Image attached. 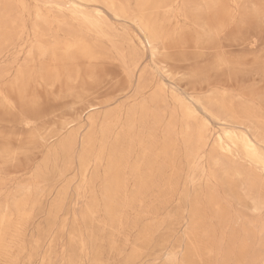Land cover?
Here are the masks:
<instances>
[{"label": "snow or ice", "instance_id": "1", "mask_svg": "<svg viewBox=\"0 0 264 264\" xmlns=\"http://www.w3.org/2000/svg\"><path fill=\"white\" fill-rule=\"evenodd\" d=\"M33 7L36 8V16L32 29L29 31L25 28L18 33L14 31L18 21L10 10L20 9L25 16H30ZM106 7L115 8V5ZM136 7L143 10L145 20L134 21L142 33L136 38L139 43L134 47L139 54L140 45L147 41L143 51L151 49L149 64L152 66V83L146 86V73L139 71L141 67L147 69L149 65L129 60L126 55L118 61L121 73L118 78L108 75L111 69L106 64H89L84 77L85 85L89 81L101 89L107 85V90L98 92L100 99L92 102L100 110L112 105L120 107L119 102L124 97L135 100L146 111H155L161 105L170 106L174 102L179 104L180 107L175 109L176 116L180 117L183 112L184 119L196 117L201 144L205 150L213 149L216 169L228 175L231 153L223 149L222 155L217 154L212 141L217 140L223 148L226 134L223 129L230 127L229 119L235 113L229 114L209 102L221 96L237 95L236 91L229 92L226 82L233 78L238 81L240 75L255 67L252 60L240 52V47L245 52L249 48L252 52L259 50L262 76L259 134L264 138V0L259 7L218 2L147 3ZM2 8L0 33L6 44L14 43L17 37L22 42L24 31H28V39L32 42L28 49L29 56L38 52L41 59L51 56L58 61L62 58L57 46L46 45L39 35L40 22L44 19L39 5L4 4ZM179 22H182V26ZM173 24H177L175 29ZM63 56L73 63H79V57L70 49H66ZM177 61L190 66V70L181 78L195 84L200 90V95L194 96L186 106V94L174 86L169 91V84L164 82L167 78V81L175 83L172 70ZM138 73L139 82L136 81ZM23 75L21 68L6 71L0 78V192L7 198L13 220L19 219L15 231L10 234L12 245L8 244L9 234L5 235V258L0 260V264H26L16 257L15 245L24 241L22 247L27 254L26 225L35 219L44 218L47 223L41 229V237L33 238L34 252L43 251L41 246L47 243L45 235L59 232L62 224L65 233L72 227L70 212L69 219H64L66 204L63 192L58 191L68 176L69 150L50 141L41 129L38 117L43 102L30 87L21 85ZM76 79L79 80V77ZM76 91L87 106L90 93L81 90L79 83ZM250 91V88L242 89L243 94L239 98L249 101L251 98L247 93ZM193 105L200 111H196ZM100 128L101 135L86 140L82 148L77 146L73 150L74 154L79 153L81 168L86 169L83 182L77 181L81 199L76 209V223L79 224L81 214L85 220L91 217L93 220L109 218L118 221L119 228L115 230L118 242L113 243L107 260L78 259L73 256L55 261L45 259L43 264H264V232H261L262 258L259 262L242 258L244 249L241 245L230 242L226 237L221 238L219 233L216 244L207 249L208 259H190L185 245L190 244L192 249L199 251L196 239L206 209L200 203L193 202L186 191L187 183L175 175L163 182L155 178L148 167V156L153 147L143 137L131 134L135 125L120 129L121 133L129 132L123 137L110 132L103 125ZM244 131L251 137L257 129L253 123H247ZM111 134L123 139V147L111 144L108 138ZM149 139L154 140V135ZM259 159L264 174V154ZM254 160V155L250 154L246 163H253ZM93 164L99 179L89 183L87 177L93 171ZM246 210L259 212L264 218V195L259 201L253 199ZM178 239L179 248L176 247ZM156 253L159 259L153 255ZM31 264H41V261L34 259Z\"/></svg>", "mask_w": 264, "mask_h": 264}, {"label": "rangeland", "instance_id": "2", "mask_svg": "<svg viewBox=\"0 0 264 264\" xmlns=\"http://www.w3.org/2000/svg\"><path fill=\"white\" fill-rule=\"evenodd\" d=\"M210 2L228 5L254 4L259 7L262 0H0V17L4 4L25 3L40 6L39 11L44 19L40 22L39 35L46 45L57 46L62 58L58 61L51 56L41 59L38 52L29 56L28 49L31 48L32 42L28 39V31H24L22 42L17 37L12 44H6L0 33V78L6 71L23 68L21 85L30 87L43 102L38 117L41 129L50 141L61 147L66 146L69 150V165L66 169L68 176L58 191L63 192L66 204L64 219H69L70 212L72 227L65 233L62 224L59 232L45 235L47 243L41 246L43 251L34 252L33 238L41 237V229L47 223L44 218L35 219L26 225L25 241L28 252L25 254L22 247L24 241L16 244L17 258L24 260L26 264H31L34 259H39L43 264L45 259L55 261L73 256L92 260L109 258L113 243L118 242V233L115 230L119 228V222L109 218L93 220L89 217L85 220L81 214L79 224L76 223V209L81 199L77 181L83 182L86 169L81 168L79 153L74 154L73 150L77 146L82 148L86 140L101 135V125L122 137L129 135V132L121 133L120 129L135 125L131 134L143 137L145 142L153 147L148 156V167L155 178L163 182L175 175L187 183L186 191L193 202L200 203L206 209L196 239L199 251L192 249L190 244L185 245L188 257L192 260L208 259L207 249L216 244L219 233L221 238L226 237L230 242L241 245L244 249L242 258L259 262L262 258L260 233L264 232V218L259 212L246 210L253 199L259 201L264 195V174L259 159L264 154V138L259 134L262 83L259 50L252 52L249 48V51L245 52L240 47V52L250 58L255 67L240 75L238 81L233 78L226 82L229 92L236 91L237 95L221 96L218 100L209 102L229 114L235 113L229 119L230 127L223 129L225 133H231L223 137V148L221 149L217 140L212 141V144L216 145L217 154L222 155L223 149L231 153L228 175L216 169V155L213 149L205 150V146L201 144L196 117L184 119L183 112L180 117L176 116L175 109L180 107L179 104L174 102L170 106L161 105L155 111H146L135 100L124 97L119 102L120 107L112 105L111 108L100 110L92 101L100 99L98 92L107 90V85L105 84L103 89L99 85H92L90 81L85 85L84 77L89 64H106L111 69L108 75L118 78L121 75L118 61L125 55L129 60L149 65L147 69L141 67L139 71L146 73L145 85H151V49L143 51L146 40L140 45L139 54L134 47V44L139 43L136 38L142 35L134 21L145 20L143 10L136 5ZM107 5H115V8L106 7ZM10 11L18 21L14 31L18 33L25 28L29 31L32 29L36 16L35 7L30 9V16H25L20 9ZM179 23L182 26V22ZM172 27L175 29L177 24ZM66 49H70L79 57V63H73L71 59L63 56ZM189 70V65L177 61L172 70L173 76L176 77L175 83L167 81V78L164 81L169 84V91L174 86L186 94L185 106L192 102L194 96L200 95V90L195 84L181 78ZM139 79L138 73L136 81L139 82ZM124 80L127 81V78L124 77ZM77 83L81 90L90 93L87 106L76 91ZM244 88L252 89L247 93L251 98L249 101L239 98ZM193 107L195 108V105ZM195 110L200 111L199 108ZM121 121L123 123H120ZM247 123H253L257 129L251 137L244 131ZM117 134H111L108 138L112 145L119 144L123 147V139H118ZM153 135L155 139L150 140L149 137ZM250 154L254 155L255 160L253 163H246ZM87 179L89 183L99 179L94 164ZM181 187L183 189V183ZM244 192L247 195H242ZM18 223L19 219L13 220L9 211L7 198L0 192V260L5 258V235L9 234L8 244L12 245L10 234L15 231ZM114 236L117 237L116 240ZM179 239L176 241L177 248L180 247ZM153 255L156 259L160 258L158 253Z\"/></svg>", "mask_w": 264, "mask_h": 264}, {"label": "bare ground", "instance_id": "3", "mask_svg": "<svg viewBox=\"0 0 264 264\" xmlns=\"http://www.w3.org/2000/svg\"><path fill=\"white\" fill-rule=\"evenodd\" d=\"M227 133H229V132H226V134H225V135H226V136H229V135H227ZM231 146H232V145H231ZM232 147H233V146H232ZM198 160H199V158H198ZM260 234H261V233H260Z\"/></svg>", "mask_w": 264, "mask_h": 264}]
</instances>
